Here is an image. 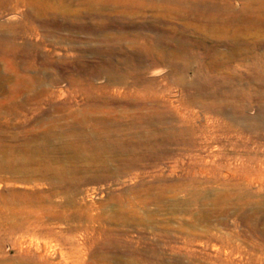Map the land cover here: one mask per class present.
Returning <instances> with one entry per match:
<instances>
[{
	"label": "rangeland",
	"instance_id": "1",
	"mask_svg": "<svg viewBox=\"0 0 264 264\" xmlns=\"http://www.w3.org/2000/svg\"><path fill=\"white\" fill-rule=\"evenodd\" d=\"M231 3L0 0V264H264V0Z\"/></svg>",
	"mask_w": 264,
	"mask_h": 264
},
{
	"label": "bare ground",
	"instance_id": "2",
	"mask_svg": "<svg viewBox=\"0 0 264 264\" xmlns=\"http://www.w3.org/2000/svg\"><path fill=\"white\" fill-rule=\"evenodd\" d=\"M154 1V0H153ZM157 6L162 3H170L174 6L185 7L193 12L200 14L206 18V24L213 26L214 24L225 27H213L214 33L226 31V27L232 24L238 25V8L232 5L231 0H155ZM146 2V1H145ZM151 3V2H150ZM145 4V3H144ZM147 5V4H146ZM172 5V6H173ZM144 6V5H143ZM146 7V6H145ZM162 7V6H161ZM164 7V5H163ZM241 15V14H240ZM187 17V16H186ZM195 17H197L195 15ZM203 17V18H204ZM257 17V16H256ZM188 19V18H187ZM185 20V19H184ZM213 24V25H212ZM207 28V27H206ZM209 28V27H208ZM212 28V27H211ZM210 28V29H211ZM238 43V42H237ZM236 55V54H235ZM257 56V55H256ZM236 57V56H235ZM82 139V138H81ZM6 142V141H5ZM88 142V140L86 141ZM94 142V141H93ZM93 144V143H91ZM90 145V144H89ZM105 146V145H104ZM117 146V145H116ZM89 147V146H88ZM107 147V146H106ZM91 148V147H90ZM95 148V147H94ZM113 148V147H112ZM97 149V148H95ZM81 150V149H80ZM88 150V149H86ZM97 151V150H96ZM102 151V150H101ZM94 153V152H93ZM92 153V154H93ZM99 153V152H98ZM100 154V153H99ZM101 157V156H100ZM110 158V157H109ZM101 159V158H100ZM97 160V159H96ZM95 160V161H96ZM90 161V160H89ZM103 162V161H101ZM93 163V162H92ZM98 163V162H97ZM100 163V162H99ZM91 164V163H89ZM71 166V165H70ZM95 166V164H94ZM100 178V177H99ZM72 183V182H71ZM75 262V261H74ZM73 264H77L73 263Z\"/></svg>",
	"mask_w": 264,
	"mask_h": 264
}]
</instances>
